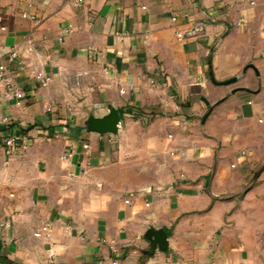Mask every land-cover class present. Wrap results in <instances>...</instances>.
<instances>
[{
    "label": "crops",
    "instance_id": "obj_1",
    "mask_svg": "<svg viewBox=\"0 0 264 264\" xmlns=\"http://www.w3.org/2000/svg\"><path fill=\"white\" fill-rule=\"evenodd\" d=\"M0 15V63L26 94L0 83V264H264V0H0ZM110 107L118 132L89 131Z\"/></svg>",
    "mask_w": 264,
    "mask_h": 264
},
{
    "label": "water",
    "instance_id": "obj_2",
    "mask_svg": "<svg viewBox=\"0 0 264 264\" xmlns=\"http://www.w3.org/2000/svg\"><path fill=\"white\" fill-rule=\"evenodd\" d=\"M250 68L255 69L254 66H250ZM238 81V78L231 79L225 82H216V85L220 86H229L235 84ZM245 88H237L232 91V93H238L240 91H245ZM210 112H208L204 118L203 123L206 122L209 117ZM122 122V115L117 108L110 107L109 113L102 118H96L91 116L88 119V130L91 132L99 133V134H116L120 128ZM146 238L150 241L151 247L149 253H155L156 250H160L162 252H166L169 247L168 243V234L164 229H154L150 228L147 232Z\"/></svg>",
    "mask_w": 264,
    "mask_h": 264
},
{
    "label": "built area",
    "instance_id": "obj_3",
    "mask_svg": "<svg viewBox=\"0 0 264 264\" xmlns=\"http://www.w3.org/2000/svg\"><path fill=\"white\" fill-rule=\"evenodd\" d=\"M24 17H27L26 14H23ZM183 18L187 21L190 19V16L188 14H185L183 16ZM172 20L174 22H178V17H173ZM2 21V16L0 15V22ZM204 30V27L203 25H198L197 27H195L192 31H189L188 33L186 34H180V39H185L186 37H196L198 36L199 34H201ZM17 57V52L14 51L12 52L11 54V58L12 59H15ZM35 75V78L42 84V85H46L47 82H48V79L43 75V73H40V72H37V73H34ZM0 83L3 84L7 90H8V96L11 98V99H16L18 101H21L25 98L26 94L18 89L17 87H15L14 85V81L12 79V77L9 75V70H8V67L2 63H0ZM18 140H16L15 138H6L4 141H3V147L6 151V153L8 154H11L13 153L17 147H18ZM22 148H26L25 146H21ZM245 154V153H243ZM42 233L43 234H47L48 233V228L47 227H43L42 228ZM115 264H118V263H115Z\"/></svg>",
    "mask_w": 264,
    "mask_h": 264
},
{
    "label": "rangeland",
    "instance_id": "obj_4",
    "mask_svg": "<svg viewBox=\"0 0 264 264\" xmlns=\"http://www.w3.org/2000/svg\"><path fill=\"white\" fill-rule=\"evenodd\" d=\"M263 151H264V150H263ZM240 153H241V151H239V154H240ZM263 155H264V153H263ZM263 172H264V171H263ZM263 172H262V173H263ZM261 181H263V183H264V180H261Z\"/></svg>",
    "mask_w": 264,
    "mask_h": 264
}]
</instances>
